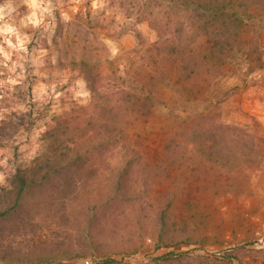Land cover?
<instances>
[{
	"label": "rangeland",
	"instance_id": "rangeland-1",
	"mask_svg": "<svg viewBox=\"0 0 264 264\" xmlns=\"http://www.w3.org/2000/svg\"><path fill=\"white\" fill-rule=\"evenodd\" d=\"M44 156L2 251L264 264V0H0V186Z\"/></svg>",
	"mask_w": 264,
	"mask_h": 264
},
{
	"label": "trees",
	"instance_id": "trees-1",
	"mask_svg": "<svg viewBox=\"0 0 264 264\" xmlns=\"http://www.w3.org/2000/svg\"><path fill=\"white\" fill-rule=\"evenodd\" d=\"M217 0L211 1L209 3H216ZM214 7H213V6ZM208 10L216 9V4H210ZM217 29L213 28L210 34L209 43L210 46H213L218 49L220 54H224L227 50L226 44L227 39L224 35L217 33ZM65 49V45L63 46ZM69 67L72 70L78 71L82 74L87 83L89 84V89L93 94L97 93L95 88L96 82V72L93 71V66L95 64L92 63L90 59H81L77 61L76 59H69ZM100 96V95H99ZM53 137L55 133L53 131L46 132V137ZM49 159L47 156H44V160L40 158L35 160L29 169H17L13 174L11 180L7 183L6 186H0V223L5 222L8 218L12 216L14 211L20 206V202L24 193L29 190L33 185L40 183H44L46 178L49 176ZM38 177V178H36ZM178 254V253H177ZM176 255L173 251L168 252L161 256V258L167 259L169 256ZM82 256L78 255V253H54L52 255H44V254H30L23 253L20 250L13 251H2L0 250V264H74V263H66L69 260ZM84 257V256H82ZM115 259L105 258L103 259V264H114ZM88 264V263H82Z\"/></svg>",
	"mask_w": 264,
	"mask_h": 264
}]
</instances>
